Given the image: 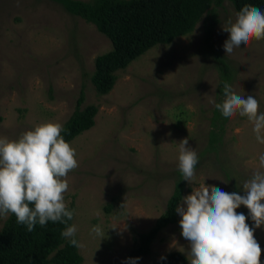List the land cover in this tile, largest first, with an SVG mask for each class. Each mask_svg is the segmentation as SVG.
<instances>
[{"label": "rangeland", "instance_id": "1", "mask_svg": "<svg viewBox=\"0 0 264 264\" xmlns=\"http://www.w3.org/2000/svg\"><path fill=\"white\" fill-rule=\"evenodd\" d=\"M237 13L225 1L210 40L204 18L193 33L149 50L120 71L103 95L91 76L95 58L112 45L94 24L55 0H0V138L18 140L50 121L64 126L82 91V107L98 106L95 125L69 142L78 167L66 177L65 201L75 206L82 264H124L136 245L135 231L155 225L178 180L185 184L183 197L202 183L245 194L242 186L260 168L264 153L252 123L236 114L217 150L206 146L220 96L216 53L231 65L234 91L256 97L264 113V40L241 44L230 55L223 47L230 36L223 25ZM180 106L186 111L183 122ZM185 138L199 157L192 184L178 168L179 142ZM236 211L248 217L264 264V226L255 227L246 206ZM8 216L0 218V228ZM180 219L178 214L138 264H158L172 251L188 254ZM96 225L102 235L91 231Z\"/></svg>", "mask_w": 264, "mask_h": 264}, {"label": "clouds", "instance_id": "2", "mask_svg": "<svg viewBox=\"0 0 264 264\" xmlns=\"http://www.w3.org/2000/svg\"><path fill=\"white\" fill-rule=\"evenodd\" d=\"M223 30L230 33L224 43L227 55L241 44L264 38V11L246 4L229 19ZM223 99L215 103L225 118L238 114L253 125L256 140L264 144V113L259 112L256 97L237 94L232 86L223 84ZM64 127L58 122H47L24 132L18 140L0 138V218L15 214L17 223L26 225L29 232L36 224L49 221L65 225L73 219L65 201L69 172L78 167L77 151L62 135ZM178 168L183 180L193 183L199 157L189 146V139L179 142ZM250 179L242 186L244 195L228 193L215 185L202 183L184 196L176 211L182 236L189 243V264H261L262 249L255 239L248 217L237 213L241 205L249 209L256 228L264 226V153ZM77 226H67L61 235L70 244L83 245L75 239ZM91 231L102 235L99 225ZM129 258L128 264H136Z\"/></svg>", "mask_w": 264, "mask_h": 264}, {"label": "trees", "instance_id": "3", "mask_svg": "<svg viewBox=\"0 0 264 264\" xmlns=\"http://www.w3.org/2000/svg\"><path fill=\"white\" fill-rule=\"evenodd\" d=\"M71 14L96 26L99 32L107 36L112 48L95 58L91 81L98 94H108L117 82L119 72L149 50L169 45L178 37L195 31L204 18L207 22V40H210L214 28L219 22V9L229 1L237 12L246 4L254 5L264 11V0H55ZM207 18V19H206ZM264 40V38H262ZM218 55V68L221 75L220 96L223 99V84H231L232 68L225 57ZM85 94L82 91L77 107L64 124L63 137L70 142L82 132L95 125L98 106L89 104L82 107ZM179 121L183 122L186 113L180 106ZM230 118L222 116L214 107L207 149H215L223 143L226 125ZM207 152H212L208 151ZM204 151V152H206ZM184 181L178 180L173 194L168 199L166 210L157 219L155 225L146 232L135 231V247L127 255L140 259L151 251L157 236L169 225L177 223V206L183 198ZM111 205L106 206L107 212ZM74 210L73 204L68 205ZM74 219V216H73ZM73 219L65 225L49 221L45 226L36 224L29 232L26 225L17 223L15 214L9 213L0 228V264H82L84 257L79 248L70 244L61 233L73 224ZM78 240V237L75 236ZM158 264H189L187 255L181 251H172L161 258Z\"/></svg>", "mask_w": 264, "mask_h": 264}]
</instances>
